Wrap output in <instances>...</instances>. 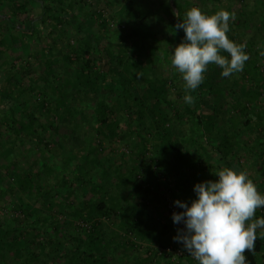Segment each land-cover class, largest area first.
<instances>
[{
	"label": "trees",
	"instance_id": "obj_1",
	"mask_svg": "<svg viewBox=\"0 0 264 264\" xmlns=\"http://www.w3.org/2000/svg\"><path fill=\"white\" fill-rule=\"evenodd\" d=\"M206 1L218 6L208 15L220 9L231 12L235 3L239 23L253 19L264 30V0ZM95 2L0 0V123L6 130L0 131V146L13 135L14 143L27 145L30 153L42 150L45 162L36 172L31 165L39 159H25L23 151H18L22 159L0 157L13 175L1 189L13 201L14 212L26 219L22 225L12 218L0 224V248L8 250L0 264H9L10 254L20 264H181L158 252L182 246L173 241L178 224L157 209L160 192L167 190L172 203L190 204L195 184L217 180L223 168L242 171L245 157H264V73L257 62L259 47L245 41L247 34L232 33L229 23L228 38L243 44L249 56L243 70L222 77L221 69L210 64L203 83L192 91L172 78L179 74L173 67L171 77L155 78L157 63L164 58L159 46L149 45L154 33L141 27L147 13L166 11L170 27L163 47L171 58L185 35L175 26L186 19L189 0ZM102 4L121 10L116 28L122 29L120 41L108 39L111 29L103 10L93 13L95 33L85 25L89 10ZM19 23L29 24L27 32L36 40L25 50L17 44L15 32L24 33ZM69 32L74 34L71 40ZM25 58L35 63L15 64ZM174 90L177 100L190 94L192 103L181 107L171 99ZM90 106L93 140L83 149L75 145L67 147L68 155L61 153L64 141L81 132ZM107 141L126 145L131 157H118L111 147L110 155L99 159ZM76 157L81 160L70 172ZM22 162L26 167L20 170ZM104 164L98 174L95 168ZM30 194L40 205L32 212L24 199ZM76 227L79 231L72 233ZM259 232L254 249L245 252L247 264H264V236Z\"/></svg>",
	"mask_w": 264,
	"mask_h": 264
},
{
	"label": "clouds",
	"instance_id": "obj_2",
	"mask_svg": "<svg viewBox=\"0 0 264 264\" xmlns=\"http://www.w3.org/2000/svg\"><path fill=\"white\" fill-rule=\"evenodd\" d=\"M185 15L175 26L185 35L172 51L171 65L186 89L194 91L203 83L210 64L221 69L222 77L243 70L249 59L245 46L227 36L234 13L220 9L208 15L192 7ZM192 99L190 94L183 97L189 104ZM215 176V181L193 186L195 199L190 204L173 202L182 211L172 213V222L184 225L173 241L182 244L197 264H247L245 252L254 249L258 230L264 236V216L253 219L256 210L264 208V193L245 171L223 168Z\"/></svg>",
	"mask_w": 264,
	"mask_h": 264
},
{
	"label": "rangeland",
	"instance_id": "obj_3",
	"mask_svg": "<svg viewBox=\"0 0 264 264\" xmlns=\"http://www.w3.org/2000/svg\"><path fill=\"white\" fill-rule=\"evenodd\" d=\"M90 1L94 2V4L96 3L95 0H90ZM202 1H204V2H201V0H189V2H190L189 3V9H191L192 7L200 8V5H201V8H200L201 11L208 14L209 9L218 8L217 4L214 3V5H213V2H211V1H209V2H207L206 0H202ZM229 1H231V0H229ZM204 4L206 5L205 8L203 6ZM97 9L103 10L104 13L106 14V17L109 19L108 26L111 30L109 29L110 33L108 35V39L110 41H115V42L120 41L119 38L121 37L120 32L122 31V29L121 30L116 29V28H119V26L117 25L118 24L117 22H119L120 19L117 17V15L121 14L120 8L118 6H116L114 9H112V11H110L105 7L104 4L95 5L93 8H91V10H89L90 14H88V16L85 17L84 21H85V25L90 29V32H92V33H95L96 28H97V25H96L97 22L93 18V13H95V10H97ZM238 9H239V7L237 6V4L234 3L233 8L231 9V13L235 14ZM156 11H158V13H156ZM156 11L154 10L155 13L154 12L153 13L152 12L147 13L148 16L145 18V21L143 22L144 26L141 25V27H142V30H144V31H149V32L154 33V35H153L154 37L151 41L152 44L149 43V45L159 46L157 48V49H159V51H158L159 56L164 58L162 63H160V64L157 63L159 67L157 68V70H158L157 73L155 72V78L169 77V76L171 77V73H172L171 69L173 67L171 65V58L167 56L168 52H167L166 48L163 47V45L166 44V42H167V40H165L164 37L166 36V31L170 27L169 22H168L169 17H168V14L166 13V11L163 10V8H158ZM33 13H34L35 17L38 15L37 10H35ZM112 14H114V15H112ZM112 16H115V18L116 17L117 18L114 19V18H112ZM239 17L240 16H238V14H235V19L230 20V22H229L230 24L233 25L232 33H238V34L241 33V35L247 34L244 38L245 41L246 40L252 41L256 46L259 47V53L260 54H259V57L257 58V62L259 63V67L261 66V72L264 73V35H263L264 30L260 29V25L257 22H254L253 19H250L251 23H249V24L248 23L244 24L243 20H240L242 22L239 23L238 22ZM242 17L244 20L246 18H248L247 15H242ZM121 21L125 22L123 19H121ZM152 24H154V28H152ZM18 25L20 27H23L21 23H19ZM28 30H30L29 24H27V25H25V27H23L24 33H19L18 31L15 32V35L17 38V44L23 50L29 48L34 41L36 42V40L34 39V35L28 34V32H27ZM112 30H115V31H112ZM256 30L259 31V34L255 32ZM47 31L48 30L45 29L42 32V34L45 33L44 34L45 37H47ZM66 32H67V30L65 31V34H66ZM112 32H113V34H111ZM124 32L128 33L129 29L126 28V30H124ZM69 34H70L69 40H71L72 37H74V34H72L70 32H69ZM144 37H146V35ZM105 41H106V39H105ZM139 41L142 42L141 39ZM105 43H107V41ZM258 47H256V49H258ZM223 54L227 55V53H223ZM252 58H253V56H252ZM1 61H3V60H1ZM33 63H35V62L32 61L31 59H28V61H27V59L25 58V59H21V60L17 59L15 64L29 66V65H32ZM102 67L106 70L107 69V62H103ZM36 68L37 67L35 66V69ZM172 78L174 80H177V79L182 80L180 73L173 76ZM26 82H27V80H26ZM26 82H25V84H27ZM140 88L142 89V87H140ZM142 90H145V88ZM173 93L174 94H172L171 99L176 100V102L181 107H184L185 106L184 101L181 99L177 100V98L179 96L177 91L174 90ZM92 110H93V106H90V111L88 112L90 117H88L85 120L84 124L80 123L79 130L81 132H79L78 134L76 133V137H74L71 142L64 141V146L66 148L64 150H62L61 153L68 155L69 152H68L67 147L73 148V147H75V145H76V147H78L77 149H83L86 146L88 140L89 141L93 140L94 122H93L92 116L90 114V112ZM86 113H87V111H86ZM0 131H3V132L6 131L5 128L1 125V123H0ZM8 135L9 134L7 133V136ZM72 135H73V133H72ZM12 136L10 137L9 140H7V142H5V146H3V147H2V145L0 146V147H2V150H0V157L7 160V161L9 159L15 158V157L22 159V156H21V154L18 153V151L19 152L23 151V153H25V155H24L26 157L25 159H28V160H30V159L34 160L36 158L39 159L35 166L31 165L32 166L31 170L39 172L42 165H44V163H45L43 161V159L40 158L42 150L39 152H36L34 154L30 153L27 150V148H28L27 145H22V144L17 145V143H14ZM105 145H106V147H105L106 150L103 154L101 153L100 155H98L99 159H102V157H106V155H110L111 147H113L115 149V150L113 149V151L116 152L118 157H120V156L123 157V154H125L128 157L127 159H129V157H131L132 153L130 154V148H128L126 145L120 144L119 142H117V144H111V142H108V141L105 143ZM210 158H211V160L214 159V157H210ZM80 160H81L80 157H76V159L73 160L74 165H69V168H68L70 170V172H71V170L74 171L75 165ZM111 160H115V158H112ZM118 162H119V159H118ZM24 163L25 162H22L20 164V167H19L20 170H22V168L26 167V165ZM115 163H116V160H115ZM129 163H132V160H130ZM242 166H243L242 171H245L248 174V177L255 183L258 191L261 193H264V157L262 159L253 158L252 160L245 157L242 159ZM103 168H106L105 164H104V166H101L100 168H99V166L96 167L95 170L98 171L97 172L98 174H100V172L103 174ZM7 170H9V169L6 166V163H4V161L0 159V224L1 223L2 224L10 223L11 222L10 219L12 218V219L19 220V222H21V225H22V224H24L23 221H26L25 217L21 218L20 213L14 212V208L12 206L13 201L11 200L10 196H8L4 192V190L1 189L2 187L5 188L6 186H8L9 183L12 181L11 179L13 178V175H11V173L7 174ZM38 174H40V173H38ZM160 193H161V196H160L161 203L159 204L157 209L159 212H161L163 215H165L166 218L171 219L172 215H171V211L169 208L170 207L169 204L171 203V205H174V203H172L171 195L165 189L162 190ZM33 197L36 198L32 194L26 195L24 197L26 207L30 212L36 211L40 207L39 203L37 204L36 202H34ZM54 209L57 210V209H59V207H56ZM41 211H42V209L40 210V212ZM258 214H261L262 216H264V208L257 209L254 217L255 218L258 217L257 216ZM62 218H63V220H65V218L62 215H60L59 219L62 220ZM77 224H76V226H78L79 228H81V226H83L82 223H77ZM78 227L73 228L71 230V232L74 233V231H75L77 233L79 231ZM178 244L182 245L180 243H178ZM7 254H8V250L5 247L0 248V258L3 257L5 259ZM14 256H16V255L10 254L9 258L7 259L9 264H20L19 262L15 261ZM183 260H185V259H182V258L172 259L171 258V262H173V263H180ZM30 264H37V261H33Z\"/></svg>",
	"mask_w": 264,
	"mask_h": 264
},
{
	"label": "built area",
	"instance_id": "obj_4",
	"mask_svg": "<svg viewBox=\"0 0 264 264\" xmlns=\"http://www.w3.org/2000/svg\"><path fill=\"white\" fill-rule=\"evenodd\" d=\"M169 208H170V211H171V215L173 212H178L177 208L173 205H171V203L169 204ZM179 226V229H183L184 228V225L182 223L178 224ZM160 254L161 253H166V254H169L171 255V257H173V259L175 258H183V259H187L189 261H191L192 263H195L197 264V261H195L184 249H183V246H177V247H174V246H168L166 248H162L158 251Z\"/></svg>",
	"mask_w": 264,
	"mask_h": 264
},
{
	"label": "crops",
	"instance_id": "obj_5",
	"mask_svg": "<svg viewBox=\"0 0 264 264\" xmlns=\"http://www.w3.org/2000/svg\"><path fill=\"white\" fill-rule=\"evenodd\" d=\"M260 212H261V211H260ZM253 219H255V217H254ZM180 263H181V264H194V263H192L191 261H189V260H187V259L181 261Z\"/></svg>",
	"mask_w": 264,
	"mask_h": 264
}]
</instances>
